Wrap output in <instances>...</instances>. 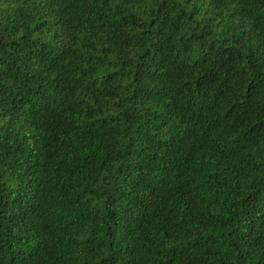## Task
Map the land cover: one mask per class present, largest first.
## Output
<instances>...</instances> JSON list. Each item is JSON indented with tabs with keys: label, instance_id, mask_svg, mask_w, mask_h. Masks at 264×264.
Listing matches in <instances>:
<instances>
[{
	"label": "trees",
	"instance_id": "obj_1",
	"mask_svg": "<svg viewBox=\"0 0 264 264\" xmlns=\"http://www.w3.org/2000/svg\"><path fill=\"white\" fill-rule=\"evenodd\" d=\"M0 264H264V0H0Z\"/></svg>",
	"mask_w": 264,
	"mask_h": 264
}]
</instances>
